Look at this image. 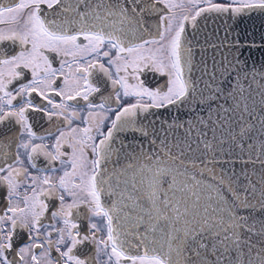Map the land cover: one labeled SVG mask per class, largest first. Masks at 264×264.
Masks as SVG:
<instances>
[{
    "label": "snow or ice",
    "instance_id": "6c2138e0",
    "mask_svg": "<svg viewBox=\"0 0 264 264\" xmlns=\"http://www.w3.org/2000/svg\"><path fill=\"white\" fill-rule=\"evenodd\" d=\"M0 264H264V0H2Z\"/></svg>",
    "mask_w": 264,
    "mask_h": 264
},
{
    "label": "water",
    "instance_id": "95a60500",
    "mask_svg": "<svg viewBox=\"0 0 264 264\" xmlns=\"http://www.w3.org/2000/svg\"><path fill=\"white\" fill-rule=\"evenodd\" d=\"M0 2H2V0H0ZM250 23H254L257 27V32L256 35L257 37H259L260 34V24L261 21L260 19H254L252 22ZM219 28L220 27V22L219 21H212L211 19L207 22V26L204 27V32H207L209 36L212 35V29L213 28ZM222 30V29H221ZM200 43H203V33H201L200 37H199ZM197 51H199V48L197 49Z\"/></svg>",
    "mask_w": 264,
    "mask_h": 264
},
{
    "label": "flooded vegetation",
    "instance_id": "af4514ba",
    "mask_svg": "<svg viewBox=\"0 0 264 264\" xmlns=\"http://www.w3.org/2000/svg\"><path fill=\"white\" fill-rule=\"evenodd\" d=\"M54 66H57L58 67V64L57 65H54ZM157 80L159 81V82H163V78H157ZM157 81H153V80H151L150 79V83H152V84H155ZM38 99V98H37ZM36 131H38V132H42L43 130L42 129H40L39 127H37V129H36ZM42 162V160L41 161H38V163H41Z\"/></svg>",
    "mask_w": 264,
    "mask_h": 264
}]
</instances>
